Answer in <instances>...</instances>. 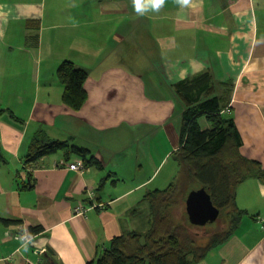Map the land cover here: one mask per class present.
I'll return each mask as SVG.
<instances>
[{"label": "crops", "instance_id": "1", "mask_svg": "<svg viewBox=\"0 0 264 264\" xmlns=\"http://www.w3.org/2000/svg\"><path fill=\"white\" fill-rule=\"evenodd\" d=\"M193 5L166 0L138 16L132 0H0V219L17 222L0 223V264H88L113 238L145 233L146 194L179 175L183 108L173 86L201 73L231 84L224 115L240 155L264 169V0ZM63 61L88 72L77 111L62 102ZM39 133L102 167L83 162L76 172L77 157L60 153L26 164ZM88 192L103 209L74 215ZM235 204L246 215L199 264H264V184H239Z\"/></svg>", "mask_w": 264, "mask_h": 264}, {"label": "trees", "instance_id": "2", "mask_svg": "<svg viewBox=\"0 0 264 264\" xmlns=\"http://www.w3.org/2000/svg\"><path fill=\"white\" fill-rule=\"evenodd\" d=\"M56 76L63 86L62 102L74 111L79 110L87 98L84 82L88 72L70 61H63ZM231 87L229 83L217 86L209 72L173 86L183 108L180 147L173 156L179 166L177 183L146 194L150 225L145 233L130 232L113 238L102 255L88 264H199L210 250L229 239L246 215L235 204L237 186L247 179H256L264 184V169L258 162L240 155V137L233 120L224 115L230 104ZM201 119L208 124L207 129L201 128ZM57 153L62 154L66 161L76 156L86 166L102 167L87 150L69 142L49 139L45 133H39L33 140L24 160L30 164ZM3 163L5 159L0 156V165ZM188 179L199 186L197 190L204 189L220 215L226 212L230 220L227 231L211 235L206 244L198 243L190 233L189 228L196 227L190 225L188 218L190 226H183L176 225L171 216V210L181 204L178 188ZM0 223L10 226L17 222L0 219ZM40 231V227L30 229L32 234Z\"/></svg>", "mask_w": 264, "mask_h": 264}, {"label": "rangeland", "instance_id": "3", "mask_svg": "<svg viewBox=\"0 0 264 264\" xmlns=\"http://www.w3.org/2000/svg\"><path fill=\"white\" fill-rule=\"evenodd\" d=\"M204 119H201L200 123H202ZM54 156V155H51ZM169 160L166 164V167L163 169L166 170L169 168L170 164H172L173 161ZM162 171V172H163ZM162 172L157 177V187L161 184V182L164 179V176L166 175V171L162 174ZM244 186V185H241ZM240 186V187H241ZM198 185L195 182H192V180L188 179L183 185H181L178 188L179 198L178 201L181 203L179 204L180 207H175L171 210V216L173 218L174 223L176 225H188L187 223V216L185 212V202L186 201V195L191 190L198 189ZM165 189V188H164ZM162 190V189H161ZM178 205V206H179ZM230 224V220L226 217V212H222L219 218L211 225H206L204 227H196V228H189V231L191 234H193L196 237V240L198 243L206 244L208 242V239L211 235L218 234L220 235L222 232H226Z\"/></svg>", "mask_w": 264, "mask_h": 264}, {"label": "water", "instance_id": "4", "mask_svg": "<svg viewBox=\"0 0 264 264\" xmlns=\"http://www.w3.org/2000/svg\"><path fill=\"white\" fill-rule=\"evenodd\" d=\"M185 212L190 225L204 227L213 224L219 217V210L212 204L204 189L191 191L185 201Z\"/></svg>", "mask_w": 264, "mask_h": 264}, {"label": "clouds", "instance_id": "5", "mask_svg": "<svg viewBox=\"0 0 264 264\" xmlns=\"http://www.w3.org/2000/svg\"><path fill=\"white\" fill-rule=\"evenodd\" d=\"M165 3L166 0H132L133 10L138 16H144L149 12L158 13ZM174 3L181 10L194 7L193 0H174Z\"/></svg>", "mask_w": 264, "mask_h": 264}, {"label": "built area", "instance_id": "6", "mask_svg": "<svg viewBox=\"0 0 264 264\" xmlns=\"http://www.w3.org/2000/svg\"><path fill=\"white\" fill-rule=\"evenodd\" d=\"M84 163L83 160L78 159L74 161V163H70L69 164V169L76 171V172H81L84 170ZM86 198L87 202H83L80 205L76 206L74 209V215L76 216H83L85 215L87 212L93 210V209H103V205L97 203L94 200V194L92 192H88L86 193ZM261 222L264 223V219H260Z\"/></svg>", "mask_w": 264, "mask_h": 264}]
</instances>
